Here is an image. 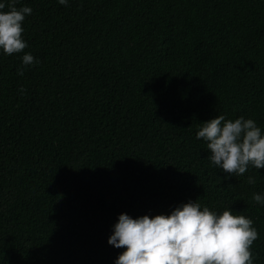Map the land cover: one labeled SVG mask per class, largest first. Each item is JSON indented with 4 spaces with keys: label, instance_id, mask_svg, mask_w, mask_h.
<instances>
[{
    "label": "trees",
    "instance_id": "trees-1",
    "mask_svg": "<svg viewBox=\"0 0 264 264\" xmlns=\"http://www.w3.org/2000/svg\"><path fill=\"white\" fill-rule=\"evenodd\" d=\"M16 6L32 13L24 51L0 49V264H115L120 214L189 201L250 218L264 264V169L229 176L196 136L218 115L264 135V0Z\"/></svg>",
    "mask_w": 264,
    "mask_h": 264
},
{
    "label": "clouds",
    "instance_id": "clouds-1",
    "mask_svg": "<svg viewBox=\"0 0 264 264\" xmlns=\"http://www.w3.org/2000/svg\"><path fill=\"white\" fill-rule=\"evenodd\" d=\"M19 0L0 3V49L3 54H19L27 47L23 40V22L31 15L30 7L17 8ZM67 6L68 0H58ZM37 60L31 54L22 56L24 68ZM21 93L25 91L20 89ZM197 139L206 142L208 159L229 176L243 175L249 166L264 169V135L253 119L240 117L225 120L218 115L202 123ZM249 184H255L248 177ZM253 200L264 205V195ZM259 237L253 221L243 215L210 211L198 202L189 201L176 207L169 215H144L132 218L120 214L108 243L125 249L115 264H253L251 247Z\"/></svg>",
    "mask_w": 264,
    "mask_h": 264
},
{
    "label": "bare ground",
    "instance_id": "bare-ground-1",
    "mask_svg": "<svg viewBox=\"0 0 264 264\" xmlns=\"http://www.w3.org/2000/svg\"><path fill=\"white\" fill-rule=\"evenodd\" d=\"M118 4H119V3H118ZM136 24H137V23H136ZM133 25H134V24H133ZM137 31H138V30H137ZM128 33H129V32H128ZM128 33H127V34H128ZM125 34H126V33H125ZM137 35H138V34H137Z\"/></svg>",
    "mask_w": 264,
    "mask_h": 264
}]
</instances>
